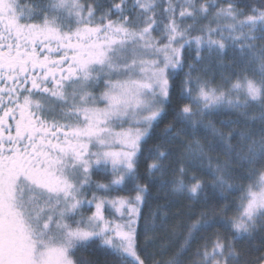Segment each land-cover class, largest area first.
<instances>
[{
	"label": "snow or ice",
	"instance_id": "snow-or-ice-1",
	"mask_svg": "<svg viewBox=\"0 0 264 264\" xmlns=\"http://www.w3.org/2000/svg\"><path fill=\"white\" fill-rule=\"evenodd\" d=\"M239 2L0 0V264H91L75 253L97 241L116 264H146L141 235L145 249L163 241L161 253L179 241L153 264H240L236 242L264 232V7ZM185 49L188 103L148 148L142 177ZM212 64L226 70L219 83L205 78ZM215 116L228 118L217 127ZM197 171L228 202L171 212L170 194L201 198ZM125 190L135 194L97 195Z\"/></svg>",
	"mask_w": 264,
	"mask_h": 264
},
{
	"label": "trees",
	"instance_id": "trees-1",
	"mask_svg": "<svg viewBox=\"0 0 264 264\" xmlns=\"http://www.w3.org/2000/svg\"><path fill=\"white\" fill-rule=\"evenodd\" d=\"M88 2H91V0H88ZM113 2H117V0H113ZM228 0H219L220 4H226ZM264 7V0H240V2L237 4V7H245L246 9L249 7ZM214 11V9H213ZM184 23H191V21H184ZM203 23V22H202ZM193 35L197 33H192ZM262 42V41H261ZM194 47V46H193ZM195 56V52H189L187 49H185V64H184V70L180 72V74L176 77V80L173 82V88H172V97H171V103L167 105L166 108V115L162 118V120L159 122V124L156 126V128L153 130L151 138L148 140L146 144L143 145L144 148V154L141 155L140 157V167H139V173L142 177H146V172L145 168L147 163L151 162L150 159H146L145 157L147 156V150L149 147L156 143H161V136H162V130L167 125L168 123L172 122L175 116V113L173 109L178 105V104H183V103H188L187 100H180L179 99V92H180V80L183 79L184 73L188 71V63L193 62L192 57ZM232 57L230 56L229 52L224 56V61L227 63L230 61ZM209 61L205 60L201 64L197 65V72L193 73V77L196 75H201L203 76L204 74L199 71L204 65H208ZM221 73H226V70L224 69H219L212 64L209 68V72L207 73V77H211L215 75V81L216 83H219L220 81V76ZM192 88L194 89L193 95H195V88L196 84L194 83L192 85ZM100 89H97V92H99ZM212 119L217 121V127H220L219 125V120L220 119H227V116H215L211 117ZM207 119V118H206ZM11 122V121H10ZM177 127H180V125H177ZM254 129L259 128V124H254L252 125ZM227 131V129H225ZM197 139L203 140V132H198L196 134ZM169 147H172L169 145ZM213 155H216V153H213ZM220 158L223 160L226 157L223 155V153H220ZM215 163V161H213ZM208 161H204L205 167H207ZM190 173L193 170H189ZM197 174L201 176L205 181H206V187L204 192L201 193V198L198 201H193L187 196V193L183 194H175L172 195L170 194V198L176 203L172 204L170 207L171 212H175L178 208H184L185 210H188L189 205L192 206L191 210L199 213V211L203 210L205 207H211L214 209H218L221 207L223 204L227 203L228 201H225L220 198L221 193L220 190H216L215 192L211 189L210 184L211 181V176L207 174V172H200L197 171ZM93 180H104L107 182V180H110L112 177L109 176H104L102 173H94L93 174ZM141 183H145L146 179L142 178ZM151 193L153 196L157 194V187L152 186L150 189ZM134 192L125 190V191H118V192H112V193H104V192H98V196H103V195H109L111 196H128V195H134ZM92 192L91 190L88 191L87 196L88 198H91ZM161 197L164 196V192L161 191L159 193ZM238 194H229V201L233 199V197ZM207 196L208 201L207 204L204 203L203 197ZM166 201L161 198V199H154L149 201V205L144 206V213L145 215L148 214L149 211V206L151 208H155L158 204H164ZM107 214V213H106ZM227 215L231 216L232 212L229 211ZM193 219H196L194 216ZM141 224H143V220H141ZM218 227V226H217ZM216 229H210L209 232H213ZM223 231V229H221ZM160 236H165V233L161 231L159 233ZM143 235L140 236L139 241L141 244V248L138 249L140 255L142 258H146V264H153L154 260H165L171 253L175 250V247L178 246L179 241L177 242V245H174L172 248H169L166 252L161 253L160 251V244L163 242L161 240H158L155 245H148L147 248L145 249L143 247ZM98 243V241L96 242ZM96 243L90 244L86 250L81 249L76 251L75 255L78 258H82L86 261H90L91 264H116V257L111 255L110 253L106 252L103 249L97 248ZM196 247V244H193L192 249L189 251L188 254L185 256V260L187 261L190 257H192V253L194 252ZM236 249L240 254V264H259V258L264 257V232H258L256 233L251 239L243 238L240 239L236 242Z\"/></svg>",
	"mask_w": 264,
	"mask_h": 264
},
{
	"label": "rangeland",
	"instance_id": "rangeland-1",
	"mask_svg": "<svg viewBox=\"0 0 264 264\" xmlns=\"http://www.w3.org/2000/svg\"><path fill=\"white\" fill-rule=\"evenodd\" d=\"M153 35H159V33H153ZM257 43H262V42L261 41H258ZM228 52H229L230 56L232 57L233 54H232L231 50H229Z\"/></svg>",
	"mask_w": 264,
	"mask_h": 264
}]
</instances>
